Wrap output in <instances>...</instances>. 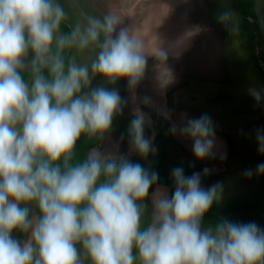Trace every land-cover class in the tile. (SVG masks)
Returning <instances> with one entry per match:
<instances>
[{"label": "clouds", "instance_id": "1", "mask_svg": "<svg viewBox=\"0 0 264 264\" xmlns=\"http://www.w3.org/2000/svg\"><path fill=\"white\" fill-rule=\"evenodd\" d=\"M231 16L224 11L218 19ZM65 18L57 0H0V264H264V230L256 223L221 219L201 230L221 185L205 190L199 173L185 176L177 167L172 197L158 190L144 222L142 202L158 173L97 148L76 159L81 136L102 140L123 110L117 90L85 91L92 77L111 84L127 79L135 88L147 57L155 56L161 89L174 78L162 41L156 36L153 50L135 31L116 33L121 18L115 11L61 32ZM89 47L99 49L90 63L65 54ZM249 91L259 102L261 93ZM147 120L136 108L129 127L131 146L142 157L153 150L144 135ZM180 131L193 141L197 159L212 154L210 117L190 119ZM257 141L264 153V134ZM257 172L264 173V163ZM32 204L39 216L30 219ZM29 230L23 244L12 236Z\"/></svg>", "mask_w": 264, "mask_h": 264}, {"label": "rangeland", "instance_id": "2", "mask_svg": "<svg viewBox=\"0 0 264 264\" xmlns=\"http://www.w3.org/2000/svg\"><path fill=\"white\" fill-rule=\"evenodd\" d=\"M66 18L61 25L71 31L77 24L84 25L87 17H100L113 10L121 18L116 33L121 28L135 31L153 50L157 37L168 52L166 66L173 73L174 82L161 89L157 76L159 61L147 57L145 73L135 88L127 79L115 84L101 76L92 77L89 89L103 86L118 91L123 110L114 116L110 131L95 147L105 155L115 154L127 158L135 153L129 137V127L134 110L140 108L148 118L144 135L151 140L152 151L161 141L166 143L170 158L187 166L203 163L200 174L205 190L221 185L219 200L264 199V173L257 166L264 163V153L259 149L257 133L264 134V83L252 68L246 45L240 37V18L232 0H57ZM260 29V68L264 72V0H254ZM224 11L232 13L227 22H220ZM61 32L62 28L60 29ZM114 33V36L115 34ZM157 36V37H156ZM98 48L67 49L78 64L90 63ZM161 63L163 60L161 58ZM29 63V57L26 58ZM261 93L257 102L250 89ZM218 93L230 96L229 100L212 105L209 101ZM149 103L145 104L144 99ZM203 115L210 117L214 130L212 154L197 159L193 141L181 134L188 120ZM176 127L173 134L171 129ZM94 149V148H93ZM90 152V151H89ZM207 169V173L205 170ZM251 175H246L247 172ZM157 187L142 202L145 209L143 221H150L153 199ZM170 198V197H169ZM29 207L30 219L36 217L33 205ZM209 227H203L205 230ZM13 238L22 244L31 238V230L15 231Z\"/></svg>", "mask_w": 264, "mask_h": 264}, {"label": "trees", "instance_id": "3", "mask_svg": "<svg viewBox=\"0 0 264 264\" xmlns=\"http://www.w3.org/2000/svg\"><path fill=\"white\" fill-rule=\"evenodd\" d=\"M233 7L240 18L239 30L240 37L246 45L247 55L250 57L252 62V68L258 73L260 80L264 83V72L260 68L259 61H261V55L258 51L260 46V29L257 20L256 11L254 8V0H232ZM63 32H70L65 25H61ZM66 56L67 49L65 50ZM29 57V63L31 61V55ZM25 78L27 79V72H25ZM230 96L224 93H218L212 98L209 103L217 105L221 102L229 100ZM101 139L92 138L87 135H82L77 143L76 147V159H84L89 151L95 148ZM157 152L154 153L150 150L146 157L140 156L136 151L130 157L129 161L133 163L141 164L146 170L150 172L158 173V180L152 186L149 191L147 199L144 200L145 204L149 200V196L154 192L157 187L166 188L171 198L176 184L173 178V170L177 167H182L185 176H191L194 173H199L204 168L203 163H191L187 166H183L173 161L168 153L166 143L161 141L155 146ZM36 217L39 216L38 208L32 204ZM221 219H226L233 223L246 224L249 222L256 223L261 230H264V199H231V200H218L214 202L212 207L204 215L201 228L203 227H214ZM147 222V221H144ZM15 231L12 233L14 235Z\"/></svg>", "mask_w": 264, "mask_h": 264}]
</instances>
